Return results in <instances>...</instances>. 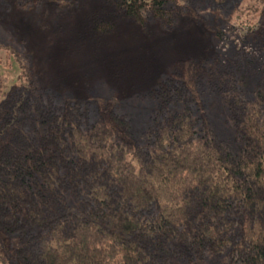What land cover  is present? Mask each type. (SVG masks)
I'll return each mask as SVG.
<instances>
[{"label":"trees","instance_id":"trees-1","mask_svg":"<svg viewBox=\"0 0 264 264\" xmlns=\"http://www.w3.org/2000/svg\"><path fill=\"white\" fill-rule=\"evenodd\" d=\"M106 1L166 28L188 6ZM105 18L95 16L96 31L112 29ZM255 38L258 53L237 55L225 69L176 60L154 93L163 107L181 101L183 109L156 120L145 144L129 140V118L103 100L90 121L82 101L45 100L33 77L9 85L11 71H1L0 264H171L172 257L198 264L207 251L229 257L208 264H264V25ZM251 71L257 82L248 97ZM205 75L229 108L240 156L206 114L193 112Z\"/></svg>","mask_w":264,"mask_h":264},{"label":"rangeland","instance_id":"rangeland-1","mask_svg":"<svg viewBox=\"0 0 264 264\" xmlns=\"http://www.w3.org/2000/svg\"><path fill=\"white\" fill-rule=\"evenodd\" d=\"M184 2L188 6L183 14L166 28L153 16L140 23L106 0H0V73L11 71L9 85L21 79L29 83L33 77V91L45 100L82 101L90 121L99 116L103 100L106 110L129 118V140L145 144V133L156 120L164 121V114L183 109L181 101L163 107L154 93L176 60L194 57L203 59L208 68L225 69L237 55L253 56L261 48L255 35L264 25V0ZM102 15L112 20L111 30L94 29L95 16ZM253 73H248L243 87L248 97L257 82ZM208 84L205 75L193 112L199 117L206 114L218 137L240 156L241 142L229 121V108ZM67 199L77 203L70 193ZM12 245L18 246L16 232ZM228 259L225 253L207 251L196 262ZM171 264H190V259L172 257Z\"/></svg>","mask_w":264,"mask_h":264}]
</instances>
